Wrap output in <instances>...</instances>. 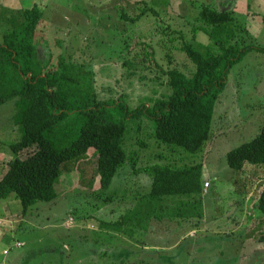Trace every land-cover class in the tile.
Returning <instances> with one entry per match:
<instances>
[{"label": "rangeland", "instance_id": "rangeland-1", "mask_svg": "<svg viewBox=\"0 0 264 264\" xmlns=\"http://www.w3.org/2000/svg\"><path fill=\"white\" fill-rule=\"evenodd\" d=\"M0 5L13 10L37 5L44 13L35 43L41 62L86 66L96 73L98 88H109L117 92L116 97L124 95L134 109L147 98L168 94L165 83L157 80L162 77L159 68L151 65V70L141 68L133 73L122 66L124 58L132 56L134 40L148 39L163 69L170 66L171 58V67L189 73L193 65L179 50L181 35L190 40L189 22L203 7L213 4L210 0H170L167 7L154 6L152 0H0ZM217 5L214 3L217 10H223L224 6ZM144 6L154 7L159 17L148 10L133 20ZM234 9L236 22L250 30L249 43L264 50V14L261 21L254 19L255 15L242 14L238 6ZM3 36L0 25V44ZM198 37L208 42L206 35ZM228 79L215 111L210 140L201 152L184 160L203 164V181L210 183L201 196L202 221H187L183 226L167 219L154 222L149 248L113 229L102 228L101 222H116L133 208L134 197H142L151 187L149 179L142 174L135 176L127 163L106 192L98 191L97 159L91 149L81 160L67 163L68 170L56 186L59 196L53 202L37 203L25 216L15 196L0 201V264H264V243L259 241L264 223L256 209L264 184V165L245 164L242 171H236L227 163V154L255 139L264 125V52L247 53L233 66ZM109 93L101 91L100 96ZM14 113V101L0 107V179L15 157L10 146L21 137L11 119ZM145 120L140 134L144 141L139 143L138 136L131 133L127 143L130 153L139 151L140 165L159 162V155H168L150 138L152 129ZM129 190L133 195L127 194L123 201L121 195ZM190 224L201 225L195 228Z\"/></svg>", "mask_w": 264, "mask_h": 264}, {"label": "trees", "instance_id": "trees-1", "mask_svg": "<svg viewBox=\"0 0 264 264\" xmlns=\"http://www.w3.org/2000/svg\"><path fill=\"white\" fill-rule=\"evenodd\" d=\"M152 1L154 6L167 7L170 3ZM148 10L159 17L154 7L144 6L133 20H139ZM235 14L231 9L217 10L214 4L207 5L189 22L190 40L181 35L183 43L179 48L193 65L189 73L171 67L170 53V66L163 69L148 39H135L132 56L124 58L122 66H128L133 73L141 68L151 70V65L159 68L162 77L157 80L165 83L168 94L147 98L146 103L133 109L124 95L116 97L117 92L98 88L96 73L86 66L41 62L35 43L44 13L37 5L20 10L0 5V25L4 30L0 44V107L14 101L11 119L21 131L20 139L10 146L15 157L0 179V201L15 196L25 216L37 203L53 202L59 196L56 186L68 170L67 163L81 160L94 149L98 191L106 192L127 163L135 176L145 175L151 187L142 197H134L133 208L116 222H101L102 228L113 229L137 244L151 247L153 240L149 237L154 222L167 219L183 226L187 221H202L201 196L210 183L203 181V164L184 160L201 152L210 140L215 111L233 66L249 52H264L249 43L250 30L236 22ZM201 33L207 36V43L200 41ZM101 91L111 93L102 97ZM143 119L150 123V138L163 146L168 155H159V162L140 165L139 151L130 153L127 143L131 133L140 139ZM143 141L141 138L139 143ZM142 146L146 148L143 143ZM27 150L32 152L22 157L20 154ZM227 163L236 171H242L245 164L264 165V125L255 139L227 154ZM131 191L123 192V201L127 194L133 195ZM256 209L262 214L259 218L263 224L264 184ZM190 225L196 228L201 224ZM259 241L264 243V235Z\"/></svg>", "mask_w": 264, "mask_h": 264}, {"label": "crops", "instance_id": "crops-1", "mask_svg": "<svg viewBox=\"0 0 264 264\" xmlns=\"http://www.w3.org/2000/svg\"><path fill=\"white\" fill-rule=\"evenodd\" d=\"M210 2L218 4L220 7L224 6L225 9H231L235 13H237V11L234 7L238 6L241 8L240 12H242V14L247 15V13H249L255 15L254 19L257 17L256 19L261 20L262 15L264 14V0H210Z\"/></svg>", "mask_w": 264, "mask_h": 264}, {"label": "built area", "instance_id": "built-area-1", "mask_svg": "<svg viewBox=\"0 0 264 264\" xmlns=\"http://www.w3.org/2000/svg\"><path fill=\"white\" fill-rule=\"evenodd\" d=\"M209 186V183H206V187H208Z\"/></svg>", "mask_w": 264, "mask_h": 264}]
</instances>
